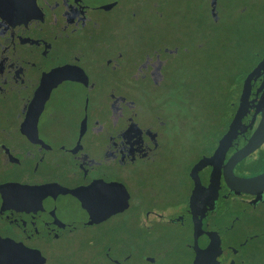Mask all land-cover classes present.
Segmentation results:
<instances>
[{
	"label": "flooded vegetation",
	"instance_id": "flooded-vegetation-1",
	"mask_svg": "<svg viewBox=\"0 0 264 264\" xmlns=\"http://www.w3.org/2000/svg\"><path fill=\"white\" fill-rule=\"evenodd\" d=\"M86 1L0 0V250L7 256L5 264H192L210 244L220 247L217 264H264V191L236 192L224 178L229 158L247 143L259 116L248 129L253 113L249 108L242 133L220 165L216 200L206 196L211 157L236 112L240 90L224 132L206 153L196 194L191 197L194 182L190 181L191 187L180 188L187 197L173 202L166 195L173 190L158 186L160 173H145L162 160L165 134L156 125L161 120H140V108L128 92L110 90L108 67L124 72L127 66L121 51L116 56L110 53L104 21L91 17L95 11L122 14L124 0L109 11L89 8ZM157 50L135 62L140 73L143 67L148 70L144 79L147 76L154 83L163 79L165 63L154 61L162 55ZM154 64L157 78L152 74ZM90 65V71L96 66V75L89 74ZM66 74L80 83L79 104L60 117L46 108L51 101L44 94L52 79ZM263 87L261 75L252 82L249 101ZM62 129L75 132L61 138L56 130ZM89 135L92 143L86 147L83 141ZM249 156L233 167L235 177L264 172V167L256 169L259 160L248 161ZM139 164L143 171L135 170ZM118 185L126 190V199ZM122 198L125 209L114 212ZM77 199L85 200L83 205L90 203L91 209L70 214V204ZM60 208L67 210V217L58 214ZM128 215L135 232L133 251L126 253L123 223ZM83 223L84 228L67 229ZM168 225L185 236L168 233ZM81 229L88 236L84 257L59 256L54 242Z\"/></svg>",
	"mask_w": 264,
	"mask_h": 264
},
{
	"label": "trees",
	"instance_id": "trees-1",
	"mask_svg": "<svg viewBox=\"0 0 264 264\" xmlns=\"http://www.w3.org/2000/svg\"><path fill=\"white\" fill-rule=\"evenodd\" d=\"M124 4H126V2H123V5ZM166 5H168V0H133L129 3V7L127 4L125 5L122 13L125 18L122 21L123 28L119 31L113 28V32L108 35V41L111 43L109 51L115 56L118 51H121L123 53L125 65L132 66L134 73L130 74L128 71L129 79L127 78V80L124 77V72L108 67L109 88L111 91L123 90L126 93L128 92V97H130L132 101H135V106L137 108L150 109L149 112L152 114L154 112L155 116H157L158 111L165 110L166 106L173 112L174 107L172 100L175 95L172 93V90L177 85L176 83H178V81L176 79L178 78L173 76V80L167 79L160 83H154L151 80L146 81L144 78L141 79V73L137 71V64L135 62H142L145 60L146 55L151 54L153 50L161 49L163 52L165 46L171 45V50L178 47V50L180 49V51H182V54L178 58H182L183 61L182 66L174 71H178L177 76H189L187 78L184 77V81H181L186 94L185 104H183L182 107L184 109L186 108L188 115L193 119L194 123L193 126H189V131L185 133V137L188 138V135L190 133L192 134L194 129L197 130L198 135H195L196 137L192 142L194 148L199 147L201 150L203 148H208V151L225 130L228 116L233 110L231 104L237 100L244 78L264 56V52L260 53V42L262 41L261 38L263 34V30H260L262 21L259 18L252 19L254 23L252 25V31H250L251 35L244 36L242 35L243 32L239 31V28L236 29V27H234L231 31L230 29L233 25H230V23L228 24L226 19L221 17L215 19L213 16L211 17L209 15V23L202 19L195 20L190 26L189 31L182 34L178 31L179 35L175 32L171 35L167 28L165 29V27L161 26L156 32L157 39L153 40V29L156 28V26H154L155 21L163 23L164 16L166 15L168 17L170 15V10ZM181 6L182 3L180 7ZM209 9L212 14L211 3ZM154 11L161 12L162 14L155 15L153 14ZM246 12L247 11L244 9H239L236 20L240 21ZM174 13L181 21H186L184 18L186 12L183 13V8L182 10L180 9L179 12L177 10ZM170 36L171 40H167L166 38ZM185 38H190V40L186 42ZM189 43L191 46H186ZM152 45H154V47ZM185 47H188L190 52H186L184 50ZM218 51H222L223 54H225L221 56L222 61L220 65L218 68H215V71L213 70L211 77L204 80V82L200 81V83H197L194 80L196 71L189 61H194L197 55H206V53L209 54V57H217L216 54H219ZM136 53L140 56L133 57L132 55ZM163 53L167 59L172 57L171 54ZM130 60H132L133 63H129ZM162 67L165 68L164 65ZM165 69L168 70L167 65ZM189 70L190 72L191 70L195 72L192 75H185ZM165 77H168V75ZM200 84H203L202 95L200 93L201 89L198 88ZM198 94L201 95L200 98H198ZM192 100V103H195L194 106L191 104ZM200 111H202V115H196V112ZM154 119L157 120V118ZM212 124L218 125L216 127L217 130H211ZM180 128H185L183 123H181ZM163 130L164 129H162V131ZM161 148L162 152L160 155L162 156V160L160 159L161 161H159L156 166L152 164V166L147 167L145 173L149 171H157L160 174L163 173V178L160 177V174H157L158 178L156 181L158 180V186L161 183L162 187L171 188L173 190H170L171 193L166 191V195L172 198L173 202L184 200L187 197L186 195L188 193L180 191V188L191 187V184H189L190 181L194 182L191 197L194 196L197 191L196 188L200 184L199 179H196V175L194 174L196 171L194 170L198 168V172L200 173L203 169L199 168L198 164H194L198 160L203 167L208 159L206 154L207 151L204 153L203 151L200 152L201 155H198L194 161L184 158L183 168L180 169L179 164L174 165L175 163H173L172 167L169 166L172 163L167 156L168 150L170 149L166 140L162 142ZM138 168H140L141 171L144 170L142 164H139V167L136 169L134 167L135 170H138ZM135 210H131L130 213H134ZM128 216V221L131 223H123L124 250L126 253L127 251H133L132 240L135 232L134 220L131 215Z\"/></svg>",
	"mask_w": 264,
	"mask_h": 264
},
{
	"label": "rangeland",
	"instance_id": "rangeland-1",
	"mask_svg": "<svg viewBox=\"0 0 264 264\" xmlns=\"http://www.w3.org/2000/svg\"><path fill=\"white\" fill-rule=\"evenodd\" d=\"M133 0H124V2H126L127 6L129 7V3ZM216 1V5L213 7V11L212 14L210 12V3L212 2V0H168V5L167 8L170 10V15L167 17L166 15L164 16V22L163 23H159L157 21H155L154 26H156V28L153 29V35H154V39H157V34L156 32L161 28V26L165 27V29L167 28L170 32V34L172 35L173 32H175L176 34L179 35V32L185 33L187 31L190 30V26L192 25L193 22H195V20L197 21L198 19H202L203 21H206L207 23H209L210 19H209V15L212 17H214L215 19L218 17L224 18L227 20V23L230 25L232 24L233 27H231V31L233 30L232 28L236 27L239 28V31H242L243 34L242 35H251L252 31V25L254 23V21H252V19H256L259 18L262 23L260 24V30H263V34H262V38H261V42H260V53L264 52V0H215ZM182 3V6L180 7ZM124 4V8L125 5ZM183 8V13L186 12L184 14V18L186 21H181V19L175 15L174 12H176L178 10ZM246 10V14H244V17L240 20L237 21V13L238 10ZM158 12V11H157ZM160 14H162L161 12H158ZM182 13V14H183ZM177 14V13H176ZM93 18L97 19V20H103L102 22L105 23L104 26L106 25V27L104 28L103 31V35L106 36L107 32L111 33L113 32V28L116 29V31L121 30L122 27V21L125 19L124 18V14L119 13L118 11L112 12L111 15H105V14H101L98 11H95L94 13L91 14ZM235 20V22H234ZM183 22V23H182ZM185 23V24H184ZM108 24V25H107ZM179 31V32H178ZM167 40H171V36L166 38ZM186 42H188L189 39H186ZM191 43V42H190ZM190 43L186 46H191ZM155 44V43H154ZM171 47V45L165 46L163 52H167L169 50V48ZM180 48V46H179ZM186 52L189 51L188 47H185L184 49ZM159 52L162 53L161 56H156L154 61H160L161 59H163L165 61L164 66L166 68V65L168 66V70L165 69L164 67L162 68L161 72L163 79L161 80H173V76H176L178 79H176L178 81V83H176L177 85L173 88L172 93H174V97H173V112L168 109L169 107L166 106V109L163 111H158L157 116H154V112L153 114L150 113V109H145V108H140L139 112L137 113L138 118L140 120H146V119H153L154 122L156 121L154 119H160L161 122H159L160 124H156L157 126H159V129H164L163 130V134H165V139L168 143L169 149L168 150V154L167 156L169 157V161L172 163L171 165H169L170 167L173 166V163L179 164L180 169L183 168V163H184V158H188L191 161H194V159L198 156L201 155L200 152L203 151V153L205 151H207L208 148L206 149H202L199 147L194 148L192 142L194 140V138L196 137L195 135H198V131L194 129L193 133L188 135V138L185 137V133H187L189 130V126H193V119L188 115V112L186 110V108L184 109L182 107L183 104H185V100H186V94H185V89L184 86L182 84L181 81H184L183 79H185L184 77H189V76H177L178 71H174L175 69H178V67L182 66V58H178L181 54L182 51H180V49L178 50V47L170 50V54L172 57L170 58H166L164 56V53L161 51V49L157 50V53L159 54ZM190 52V51H189ZM147 53V52H146ZM219 54H216L217 57L212 56L209 57V54L206 53V55H201L198 56L197 58L191 61H189L190 64L193 65V69L196 71H192L189 72L187 71V74L185 75H192L194 72L196 75L194 80L197 83H200V81H203L208 79L209 77L212 76L213 74V70L215 71V68L220 65L221 63V56H224L225 54H223L222 51H218ZM149 55V54H147ZM133 57L137 56L139 57V54H134L132 55ZM206 56V57H205ZM160 57V58H159ZM147 58H149V56H147ZM133 63L132 60L129 61V63ZM149 60L146 62L148 63ZM161 62V61H160ZM145 63V64H146ZM166 64V65H165ZM195 67V68H194ZM155 70L152 72L153 76L156 78L158 77L157 73V66L156 64H154ZM91 69V65L88 68V72L90 75H96V66H94V71H90ZM129 71L130 74L134 73V69L132 66H127V70H124V77L125 79H129V74L127 73ZM140 71H142L141 73V79L144 78V75H148V70L145 69V67H143V69H141ZM168 72V73H167ZM210 73V74H209ZM72 75V74H70ZM166 75H168V77H165ZM73 76V75H72ZM96 79V77H95ZM127 79V80H128ZM149 78L146 76L145 80L147 81ZM193 80V78H192ZM50 85L45 89V94L47 97H49L47 100L51 101L46 108L51 107L54 110H56L57 115L61 114V116L65 115V112L68 113V109L69 107H72L74 104H79V82L77 81V79H73L72 77H70L68 74H66L65 76H61V77H55L54 79H52L50 81ZM203 85V84H202ZM202 85L200 84V87L198 86V88L201 89V95L203 93V88ZM200 94H198V98L201 97ZM70 96H73L72 98H70ZM73 100H75L73 102ZM193 100L191 101V104H193V106L195 105V103H192ZM108 114V113H107ZM202 115V111L200 112H196V115ZM109 115V114H108ZM107 115V117H108ZM152 118H151V117ZM109 118H111V116H109ZM108 118V119H109ZM152 120V121H153ZM61 122H65V119L62 118ZM109 125L112 124L110 123L111 121L109 120ZM157 122V121H156ZM180 123V124H178ZM181 123L184 124L185 128H180L181 127ZM152 124V123H151ZM155 124V123H153ZM212 129L214 130L216 129V127L218 126L217 124L214 125L212 124ZM205 127V126H204ZM211 127V125H210ZM182 129V130H181ZM217 130V129H216ZM73 131V130H71ZM70 130H56L57 134L61 135V138H69ZM75 132V131H73ZM183 135V136H182ZM100 136V135H99ZM97 138V136H94V139ZM91 139V135L87 136L84 141L83 144L87 146H91L90 142ZM210 147V146H207ZM194 148V149H193ZM74 149H80L79 146H75ZM200 151V152H199ZM199 152V153H198ZM248 161H258V166L256 167V169H261L264 167V145L257 150L255 153L251 154V156H249V158L247 159ZM198 164L199 168H204V166L202 167L201 163L197 162L194 164L196 165ZM194 174L196 175V179L198 180L200 178L199 172H198V168L195 169ZM170 173V172H169ZM141 181V178H138ZM200 182V180H199ZM201 185V184H200ZM81 200L77 199L75 201V203L70 204V209H69V213L70 214H81V209L83 212H85V209H91V205L90 203L87 202L86 205L84 204L85 200H82V202L80 203ZM80 204V207L77 205V203ZM131 205L133 206V201H131ZM86 206V207H85ZM82 207V208H81ZM94 207V206H93ZM85 208V209H84ZM67 211V210H66ZM66 211H64L63 208H60L58 212V214L60 216L63 217H67L68 214H66ZM63 213L62 215L60 213ZM51 214H54L53 212ZM72 216V215H70ZM129 216H125V224L127 223H131L128 221ZM109 223V222H107ZM169 231L168 233H172L174 236L177 237H181L183 238L185 236L184 231L182 232L181 229L179 228H175L174 226H166ZM79 228H84V227H79ZM78 229V228H76ZM93 233L95 235L96 232H90ZM87 230L86 229H81V230H75L67 235H64L62 237H60L57 241L54 242L53 244V249L56 253L60 254L59 256H70L72 257L74 260H77L78 257H84V251H86L87 246H88V241H87ZM181 251V250H180ZM129 252V251H127ZM184 256V255H183ZM75 257V258H74ZM134 260H132L130 263H132ZM109 264V263H108Z\"/></svg>",
	"mask_w": 264,
	"mask_h": 264
},
{
	"label": "water",
	"instance_id": "water-1",
	"mask_svg": "<svg viewBox=\"0 0 264 264\" xmlns=\"http://www.w3.org/2000/svg\"><path fill=\"white\" fill-rule=\"evenodd\" d=\"M117 2L118 0H88L84 3V5L92 9H103L105 11H109L117 4ZM215 5L216 1L212 0V11ZM261 75H264V56L244 78L236 112L228 126L226 133L220 138L217 147L212 154V169L209 175V183L205 195L213 196L215 200L217 197V189L220 183V165L222 164L229 147H231L232 142L237 139L239 134L242 133V119L247 116L249 108L253 110V113L248 125V129L251 130L253 128L257 116L260 118L259 122L247 143L229 158L226 167L224 168V178L229 188L236 192L258 194L264 191V172L251 178L235 177L232 173L233 167L239 161L255 152L264 144V87L260 89L259 93L256 94L254 100L249 101L252 91V82H255ZM118 186V190H120L121 193H124V199H126V190L122 185ZM124 199L122 198L118 201L119 206L114 210V212H119L125 209V206L123 205ZM100 219L102 220L103 218ZM86 225V223L80 224L78 226L72 225L71 228L68 227L67 229L84 227ZM219 251L220 247L218 245L215 247L214 245L210 244L205 250L199 251L196 254L192 264H217L216 255L219 253ZM6 258L7 256L5 253L0 250V264H5Z\"/></svg>",
	"mask_w": 264,
	"mask_h": 264
}]
</instances>
